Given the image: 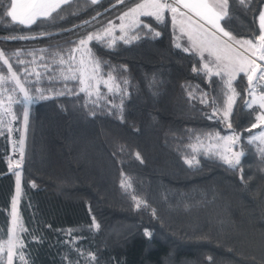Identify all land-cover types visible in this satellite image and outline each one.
Returning <instances> with one entry per match:
<instances>
[{"label":"trees","instance_id":"trees-1","mask_svg":"<svg viewBox=\"0 0 264 264\" xmlns=\"http://www.w3.org/2000/svg\"><path fill=\"white\" fill-rule=\"evenodd\" d=\"M137 1L70 0L31 25L0 15V50L35 98L26 106L14 83L0 88L12 97L8 118L0 119V245L9 238L16 184L10 162L20 161L14 145L23 140L12 264H264V144L248 143L259 108L246 107V76L233 81L229 119L213 116L224 104V81L193 71L200 58L184 51L188 38L166 13L162 24L141 18L159 37L139 28L128 43L99 35L88 44L100 75L116 78L118 94L101 84L100 98L88 97L78 81L64 80L79 40ZM8 2L0 0V11ZM263 2L229 0L231 18L222 26L253 38ZM8 75L0 62V76ZM229 130L243 152L235 169L216 150L195 146ZM133 196L147 206L137 208Z\"/></svg>","mask_w":264,"mask_h":264},{"label":"snow or ice","instance_id":"snow-or-ice-1","mask_svg":"<svg viewBox=\"0 0 264 264\" xmlns=\"http://www.w3.org/2000/svg\"><path fill=\"white\" fill-rule=\"evenodd\" d=\"M131 2H134V0H131ZM69 3L70 0H9L7 7L0 11V15H6L12 22L20 25H31L36 23L39 19L51 17L52 13ZM91 3L96 4L97 0H91ZM117 3L124 4L125 0H117ZM239 3L243 5L244 0H239ZM166 13L171 14L174 26L179 20L181 25L180 31L182 33H185L184 26L186 22L191 27V31L185 33L188 36L189 47L184 48V51L191 52L193 55H198L201 62V67L198 69L194 66L193 71L198 75L202 73L210 82L213 76L220 77V79L224 81L226 87L224 95L226 96V100L222 119L228 120L232 113L235 96L238 95L233 88V81L243 74L247 77L249 95L252 96L250 102L246 101V107L252 109L255 105L262 110L256 116L257 122L253 123L251 127L259 128L264 125V91L256 95L252 87L255 80L264 81V63L257 62H264V12L259 14L258 35L248 39H236V37L233 36L230 31H227L221 24L222 21L226 22L231 18L229 0H140V2L134 3V6L129 7L120 17L122 21L120 25L122 35L120 38L123 39L125 43L130 42L129 39L125 37L131 32L133 33L131 39H137L138 36L135 35V30L139 28H147L150 32H154L156 37H159L160 32L154 31V29L141 18L150 17L157 23L162 24L165 21ZM193 16L198 19L193 21ZM126 18L128 22L124 24L123 21ZM17 38L35 39L36 37H12V39ZM100 39H102V37L89 34L86 38L79 40L78 48L87 49L90 42ZM114 43L115 41H112L108 44V47H112ZM234 45L238 47H234ZM176 46L180 47L179 44ZM78 48L72 49V52L74 53ZM205 53H207V56ZM15 55L18 56L19 53ZM74 60L75 57L70 54L67 61L69 64L67 69L69 75H65L64 80L78 81L81 85L79 92L86 93L88 97H92L93 92H95L97 99H99L101 84H103L109 93L115 92L118 94L121 91L112 73H108L106 79L100 75V61L91 57L90 50L88 60L85 61L82 57L79 65L75 68L72 66ZM0 62L6 66L7 72L9 73L7 77L0 76V88H2L5 83H14L15 88L13 90L18 89L19 92L23 94V103L26 106L33 103L35 98L29 94L25 85L21 82L20 77L13 71L12 64L5 56L3 50H0ZM64 62L62 58L61 63ZM18 63L23 64L24 62L18 61ZM25 72H27L26 69ZM125 83H127V81H125ZM37 91L40 90L37 89ZM76 94L78 95L79 93ZM39 98L45 99L46 97L41 94ZM7 99L11 102V95H9ZM201 102L203 103L205 101L202 100ZM0 103H3V101H0ZM5 111H7V109ZM213 116H215V111L213 112ZM27 117L28 113L25 111V122H27ZM209 118L211 119L212 117ZM231 126L229 122L228 127L231 128ZM223 139L235 145L239 140V136H229ZM257 139L264 143V131L260 132L259 137L253 136L248 143L251 144ZM262 154H264V150H262ZM242 155L243 152L241 151L234 153L233 159H228L227 156L222 158L229 167L235 169L240 165V158ZM20 157V161L15 165L17 169L20 168L23 160V140L20 141ZM137 159H140L138 153ZM186 162L189 163V165L192 164V161ZM14 174L16 175V197L18 199L20 195V172L16 171ZM129 186L130 185L125 180L121 181V187L126 189ZM33 187H35V184H33ZM133 200H136L137 208H140L142 205L145 207L147 206L146 202L139 201L135 196H133ZM153 214H155L154 210ZM12 223L13 229L9 233L6 245L8 264H12L13 256L16 254L17 238L15 236V230L19 227L16 200L13 201ZM93 226L96 229L100 227L94 220ZM146 235L150 234L146 232ZM3 249L4 246L0 245V251H3ZM20 259L23 260L24 257L20 256ZM90 259L95 260V256L90 254ZM252 259L255 260V257Z\"/></svg>","mask_w":264,"mask_h":264},{"label":"rangeland","instance_id":"rangeland-1","mask_svg":"<svg viewBox=\"0 0 264 264\" xmlns=\"http://www.w3.org/2000/svg\"><path fill=\"white\" fill-rule=\"evenodd\" d=\"M138 2H140V0L137 1L136 3H138ZM132 6H134V4L131 5L130 7H132ZM128 8H126L124 11H122L121 13H119V15H118V17H117L116 20H114V19L109 20L107 26L105 27V29L103 31H101L100 33H98L97 35L98 36L99 35H106V36H109V38H111V39L114 38V37H116V36H119L120 37L122 35L121 29H120V25H121L122 21L120 20V17L123 15V13L125 11L128 10ZM261 12H264V2L262 3L261 8H260V10H259V12L257 14L258 24H259V14ZM169 16H170V19H171V14H169ZM196 19H198V18L195 17V16H193V21H195ZM127 22L128 21H127V18H126L123 21V23L124 24H127ZM171 22H172V19H171ZM180 27H181V25H180L179 20H178L177 21V24L175 25V28L179 32H181L180 31ZM184 27H185V33L191 31V27L189 26V24L187 22L185 23V26ZM185 33H183V34H185ZM185 35L188 38L187 34H185ZM236 39H248V38H246V37H236ZM187 46H188V44H187ZM234 47H238V46L237 45H234ZM75 48H78V45L75 46ZM71 55H73L75 57V60L73 61V65H72L74 68L79 65V62H80V60H81L82 57L85 59V61H87L88 58H89V54H88L87 49H83V48H78V50L75 51L74 53L72 52ZM205 55L207 56V53H205ZM257 62L258 63H264V62H261V61H257ZM103 77L106 79V76H103ZM252 87L254 88L255 94L258 95L261 91H264V81L255 80ZM93 94H95V92H93ZM229 94H231V93H229ZM8 96H9L8 93L1 94V91H0V101H3V103H0V119H2V118L6 119L9 116V114H8L9 113V109H8L9 106L8 105H10L11 102L8 101V99H7ZM225 100H226V97H225ZM225 100H224V104H223V106H222L221 109H218V110L212 109V112L215 111V116H217L219 118H222L223 117ZM251 100H252V96L249 95V84H248V91H247V97H246L245 103H246V101L247 102H250ZM6 109H7V111H5ZM261 111L262 110L259 109L258 112H257V114H256V116ZM225 121H227V120H225ZM256 122L257 121L255 119V123ZM262 131H264V125H262L258 129H256L251 135L248 136V138H252L253 136L259 137V134ZM229 136H233V137L234 136H237V133L235 131L229 130V131H227V132H225L224 134H221V135H210L207 138H205L204 141L197 142L195 144V146L208 147L210 149L216 150L222 157L227 156L228 159H233L234 158V153H237V152H240V151L236 147V144L235 145H232L229 141H226V140L223 139L224 137H229ZM257 140L260 141L259 139H257ZM14 146L16 148V151H19L20 143L19 142H16V144ZM17 162H18L17 161V157L16 156L12 157L10 163H11V165H12V167H13V169H14L15 172L19 170V169H17L15 167V165H16ZM16 191H17V184H15L14 193H13V196L11 198L9 233L13 229L12 209H13V201L14 200H17ZM15 236L17 238V245H16V248H17L20 245V240L18 238V227L15 230ZM7 240L4 243V248L6 249V252H7V248H6ZM6 264H8V262Z\"/></svg>","mask_w":264,"mask_h":264}]
</instances>
